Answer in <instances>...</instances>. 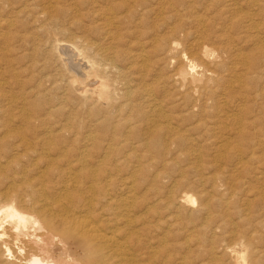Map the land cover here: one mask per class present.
Listing matches in <instances>:
<instances>
[{
  "label": "bare ground",
  "instance_id": "1",
  "mask_svg": "<svg viewBox=\"0 0 264 264\" xmlns=\"http://www.w3.org/2000/svg\"><path fill=\"white\" fill-rule=\"evenodd\" d=\"M16 1L0 264H264V0Z\"/></svg>",
  "mask_w": 264,
  "mask_h": 264
},
{
  "label": "rangeland",
  "instance_id": "2",
  "mask_svg": "<svg viewBox=\"0 0 264 264\" xmlns=\"http://www.w3.org/2000/svg\"><path fill=\"white\" fill-rule=\"evenodd\" d=\"M64 1L65 2L63 3V5H68L69 4V0H64ZM9 2L12 4V6H14L17 1L16 0H9ZM10 7L11 6H8L7 9L10 8ZM7 9H4L2 6H0V15H3L4 13L9 12V10H7ZM12 18H14L13 14H12ZM24 22H25L24 19H20L17 29L15 28V29L9 30L7 28L1 27L0 28V35L4 34L5 36H7L9 38L12 37V39H16V37L20 36V35H23L24 38L25 37L26 38H30L32 35H36L37 34V28L30 29L27 33L24 31V28H23L24 27ZM2 23H4V22H2ZM17 30H18V32H17ZM38 36L39 35H37L36 37H38ZM22 45H23L22 42H16L15 41L14 44L10 45V49L12 51H20V50H22L21 49ZM5 47H6V45L3 44V42H1V40H0V58L2 56V53H5V51L2 50ZM11 60H12V63H14V64H17V65L20 64V58H18L16 56H13L11 58ZM16 69H18V68H16ZM7 70H8V66H7L6 59L5 58L4 59H0V72L2 73L1 80H2V83H3V86L1 87V90H0V94H5L7 92V90H9L8 86L10 87V85H11V79H10V77H8V71ZM27 73H28V71H26L25 74L27 75ZM35 76H36V71L31 73L30 79L34 80ZM12 92L16 93L17 90L14 89V90H12ZM241 182H243V181H240L239 184H241ZM226 198H227V196H226Z\"/></svg>",
  "mask_w": 264,
  "mask_h": 264
}]
</instances>
